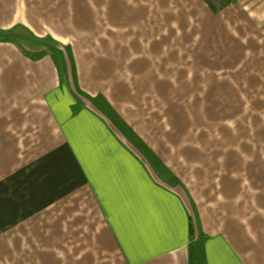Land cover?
I'll list each match as a JSON object with an SVG mask.
<instances>
[{
  "label": "crops",
  "instance_id": "0c3cea01",
  "mask_svg": "<svg viewBox=\"0 0 264 264\" xmlns=\"http://www.w3.org/2000/svg\"><path fill=\"white\" fill-rule=\"evenodd\" d=\"M157 1V20L144 9L150 34L141 38L131 35L132 7L110 6L116 40L98 52L90 38L70 35V0H0V33L24 30L67 47L78 89L103 96L179 181L161 182L77 100L49 56L32 61L0 43V264H189L190 222L206 237V264H264V0ZM167 53L178 77L169 88L167 62L150 67ZM169 92H189L186 107L205 108L206 123L221 126L217 138L184 131L199 118L184 117L180 100L168 116L161 95L146 104L162 109L156 120L135 104L126 116L120 94Z\"/></svg>",
  "mask_w": 264,
  "mask_h": 264
},
{
  "label": "rangeland",
  "instance_id": "374dc122",
  "mask_svg": "<svg viewBox=\"0 0 264 264\" xmlns=\"http://www.w3.org/2000/svg\"><path fill=\"white\" fill-rule=\"evenodd\" d=\"M179 1V0H166V4L168 6L173 7L174 6V2ZM189 1V0H187ZM66 3V0H65ZM158 1L157 0H70V6H69V12H67V7L65 6V17L69 16V23H70V35H72V37H87L90 38L89 42H93L95 44V46L97 47L96 49L98 50V52H100L102 50V48L104 49V44L105 46L110 45V41L114 42L115 36L116 35V28H113L115 25L112 24V18H117L118 19V13H113L111 12V8L110 6L112 5H116L119 6L121 8V6H124V8L130 6L133 9L132 15L134 17V21H132V36H134V38H141L143 36V33L145 32V35L148 36L150 34V31L148 30L147 34H146V25L143 23V17L144 16H148V14H144V9L150 8V13H151V17L157 20V13H153L156 12V10L159 8V6L157 5ZM47 7L50 9L51 8V4L48 5V3H46ZM47 8V9H48ZM60 11H61V7ZM55 9V7H54ZM53 9V10H54ZM63 11V9H62ZM169 14V12H168ZM125 15V14H124ZM123 15V16H124ZM170 15V14H169ZM173 16V14H172ZM122 15L121 13H119V18L121 19ZM151 19V18H150ZM169 19H173L172 17H166V20ZM68 21V19H67ZM172 21V20H171ZM149 21L147 22V25H149ZM143 25L145 27V29H143ZM169 25V23H168ZM134 26V27H133ZM148 27V26H147ZM169 27V26H168ZM134 28V29H133ZM164 31L166 32V35L171 36L172 31L167 29H164ZM198 32H200L199 30L195 31V34H198ZM21 36H29L27 35L28 33L24 30H20ZM13 35V34H11ZM124 34H119V38L121 40V38H123ZM85 49L86 47L88 48V50L91 49V45L88 43L85 46H83ZM133 48L135 47V51L136 52V63L139 64L142 61V46L140 45H135L132 46ZM186 47H190V46H185ZM62 50V48H60ZM84 49V50H85ZM105 50V49H104ZM111 50H109L108 52H110ZM119 53H124V51H120ZM156 53L158 56V48L156 49ZM184 56L185 53H182ZM161 58V57H160ZM159 58V59H160ZM168 58V53L165 54V56L159 61V60H152L150 62V67L152 69H156L159 68L160 64H163L164 62H167V70H168V77L166 78V85L167 88H169V84H174L175 81L178 82V77H175L174 75H169L171 73H174V71L177 69V64L176 63V58H171L170 60H166ZM205 63V62H203ZM180 64L183 66V62L181 61ZM109 65V64H108ZM112 68V67H111ZM112 71H114V68L112 69ZM65 72L67 74V78L69 75V71L66 68ZM141 72V71H140ZM66 76V75H65ZM113 81L115 80V76H114V72H112L111 74ZM70 78V77H69ZM119 80L122 79L121 76L118 77ZM143 77H135V85H141L143 84L142 82ZM174 81V82H173ZM77 84V83H76ZM71 86V83H70ZM80 90V89H79ZM160 95L163 96L164 100L167 101V115H173L174 111V103L175 100H180L179 102L183 101V109H182V114L184 117L189 118L188 116H197L198 119V125H183V129L184 131H186L185 129H187L188 132H190V127L192 129H195L198 131L199 137L200 139H205V136H207V134H210V138H217L218 136V132L221 128V126H217V125H213V124H207L205 116H206V109L205 108H198V115H196L193 111H195L194 109H191L190 107H186L185 102L188 101L189 105H190V93L189 92H183V93H174V92H169V93H135V94H128L127 96H125V94H120V96H124L126 98V101L130 102L131 107H127L125 105V113L126 116L131 117V114L134 113L135 109H133V104L138 105L139 107H141L140 109H138V111L144 116V118H154V120H156L159 116H162L163 114L160 113L162 112V109L159 110L157 109L155 111V113L153 114L152 111L153 110H149L146 107L147 103H151L152 106H154L155 102L160 100ZM200 96L204 97V94L200 93ZM85 101V100H84ZM86 102V101H85ZM87 103V102H86ZM88 104V103H87ZM170 104V105H169ZM90 105V104H89ZM194 106V105H193ZM180 108V107H179ZM100 115V114H99ZM101 116V115H100ZM150 120V119H149ZM190 120V119H189ZM155 127H157L158 130V126L155 125ZM242 127V126H240ZM149 132H153V127H151L147 133ZM204 136V137H203ZM159 179V178H158ZM160 180V179H159ZM161 181V180H160ZM163 182V181H161Z\"/></svg>",
  "mask_w": 264,
  "mask_h": 264
},
{
  "label": "trees",
  "instance_id": "16d2710c",
  "mask_svg": "<svg viewBox=\"0 0 264 264\" xmlns=\"http://www.w3.org/2000/svg\"><path fill=\"white\" fill-rule=\"evenodd\" d=\"M29 36H16L6 33H0V43H14L24 56L32 61H37L45 56H49L59 75H66L65 69L68 68L72 93L77 100H85L90 104L122 137L142 156L157 177L166 185L174 187L178 185L177 178L164 166L162 161L149 149V147L124 123L118 114L111 108L105 98L101 95L90 97L82 93L76 84L75 69L70 51L67 47L60 49L51 38H35ZM72 115L80 111V106L75 104L71 107ZM190 245H189V264H206L204 259L203 246L206 240L205 236L196 231L193 223L190 222Z\"/></svg>",
  "mask_w": 264,
  "mask_h": 264
}]
</instances>
